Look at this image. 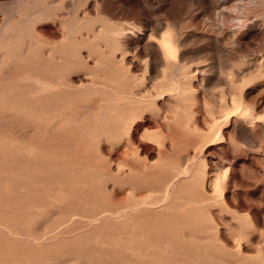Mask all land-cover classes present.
I'll use <instances>...</instances> for the list:
<instances>
[{"label": "rangeland", "instance_id": "1", "mask_svg": "<svg viewBox=\"0 0 264 264\" xmlns=\"http://www.w3.org/2000/svg\"><path fill=\"white\" fill-rule=\"evenodd\" d=\"M0 264H264V0H0Z\"/></svg>", "mask_w": 264, "mask_h": 264}, {"label": "bare ground", "instance_id": "2", "mask_svg": "<svg viewBox=\"0 0 264 264\" xmlns=\"http://www.w3.org/2000/svg\"><path fill=\"white\" fill-rule=\"evenodd\" d=\"M233 3V2H232ZM245 22V21H244ZM166 34V33H165ZM174 36V35H173ZM172 37V36H171ZM171 37H164V38H162V41H161V48H162V51L164 52V54H167V55H175L176 54V49H177V46H176V48L174 47V43H173V40L171 39ZM175 37V36H174ZM157 43V42H156ZM177 45V44H176ZM158 48V47H157ZM152 49H153V46H152ZM158 52V51H157ZM159 54H161V53H159ZM178 54H179V52H178ZM166 55V57L168 58V56ZM176 56H177V54H176ZM166 58V59H167ZM176 58V57H175ZM178 59V58H177ZM176 60V59H175ZM174 60V61H175ZM170 61V60H169ZM178 61V60H177ZM176 61V62H177ZM179 62V61H178ZM174 64H177V63H174ZM180 65V64H179ZM173 67H175V66H173ZM180 67H182V66H180ZM177 68V67H176ZM175 69V68H174ZM182 71H183V69H182ZM172 72H173V70H172ZM164 74L166 75V72H164ZM170 74V72L168 73V75ZM168 75H166V76H168ZM171 75V74H170ZM170 75H169V77H170ZM173 76V75H172ZM165 77V76H164ZM167 80V79H166ZM169 81V80H168ZM167 81V82H168ZM174 81V80H173ZM163 83V82H162ZM173 84H175V83H173ZM172 84V85H173ZM163 86H165L164 85V83L162 84ZM161 85V86H162ZM179 85V84H178ZM176 86V85H175ZM174 86V87H175ZM179 87H180V85H179ZM46 88V87H45ZM171 88V87H170ZM181 88V87H180ZM179 89V88H178ZM177 89V90H178ZM182 89V88H181ZM177 92V91H176ZM183 92V91H182ZM179 93H180V90H179ZM123 100V99H122ZM116 217V216H115Z\"/></svg>", "mask_w": 264, "mask_h": 264}]
</instances>
